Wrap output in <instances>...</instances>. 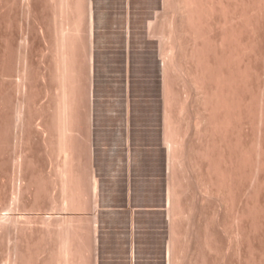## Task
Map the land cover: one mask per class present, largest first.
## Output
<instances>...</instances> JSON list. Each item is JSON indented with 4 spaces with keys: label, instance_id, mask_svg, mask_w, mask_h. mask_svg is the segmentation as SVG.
<instances>
[{
    "label": "rangeland",
    "instance_id": "rangeland-1",
    "mask_svg": "<svg viewBox=\"0 0 264 264\" xmlns=\"http://www.w3.org/2000/svg\"><path fill=\"white\" fill-rule=\"evenodd\" d=\"M129 1L114 28L120 135H104L124 157L126 192L112 204L94 162L108 147L93 142L94 101L106 99L94 91V0H0V264H101L99 214L113 209L128 215L125 264L137 260L135 216L153 209L164 214L163 264H264V0H157L137 29ZM134 30L158 64L159 208L130 203ZM117 156L104 155V171ZM139 161L143 174L157 166L156 155Z\"/></svg>",
    "mask_w": 264,
    "mask_h": 264
},
{
    "label": "water",
    "instance_id": "water-1",
    "mask_svg": "<svg viewBox=\"0 0 264 264\" xmlns=\"http://www.w3.org/2000/svg\"><path fill=\"white\" fill-rule=\"evenodd\" d=\"M157 0H130L131 7L139 8L131 18L133 28H139L148 14V9L153 8ZM94 91L97 98L94 101V125L93 142L95 145H107V148L95 147L94 162L97 173L101 176V198H109V202L116 204L119 198L125 195L126 185L122 179L124 168L121 162L124 160L118 145L119 140L108 142L105 134L114 130L119 134L120 101L118 96L121 92L119 74L122 72V55L116 49L121 43V35L114 28L121 24L118 8L120 0H110L104 3L102 0H94ZM102 29V30H98ZM132 44L143 49L129 52V75L134 77L130 84V95L135 97L131 102L130 124L133 129L130 134L131 145V197L132 205H147L159 208L164 202V188L158 176L165 172L164 151L153 147L159 141V134L155 128L158 121V103L156 96L159 88L155 76L158 72V64L148 42L143 40L139 30L132 31ZM131 46V45H130ZM149 58V61L146 59ZM148 66V68L146 67ZM145 67L147 68L145 71ZM150 107H154V120L145 122L142 117ZM115 112V113H112ZM151 134L150 136L148 134ZM120 135V134H119ZM150 146V147H146ZM106 153H116L118 156L114 162L112 171H104L102 159ZM157 156L154 169L142 173L140 168V156ZM142 173V174H141ZM114 181H119L120 186L113 188ZM142 183L148 187V195H138L136 186ZM114 206V205H113ZM116 206V205H115ZM115 217H120L114 219ZM99 222L106 229L99 236V255L103 259L101 264H125L122 260L126 253V236L124 228L128 222L127 212L113 209L99 214ZM164 222V214L158 209L141 212L135 216V264H163L159 259L163 256V236L160 227Z\"/></svg>",
    "mask_w": 264,
    "mask_h": 264
},
{
    "label": "bare ground",
    "instance_id": "bare-ground-1",
    "mask_svg": "<svg viewBox=\"0 0 264 264\" xmlns=\"http://www.w3.org/2000/svg\"><path fill=\"white\" fill-rule=\"evenodd\" d=\"M246 104H247V103H246ZM245 106H246V105H245ZM249 106H250V105H249ZM251 107H252V106H251ZM248 108H249V107H248ZM251 109H252V108H251ZM249 110H250V109H249ZM251 112H252V110H251ZM251 118H252V117H251ZM66 122H67V121H66ZM62 123H63V122H62ZM253 123H254V122H253ZM66 125H67V124H66ZM66 125L64 124V126H63V127H64V131L62 130V131H63V135H64V133L66 134V131H67V130H66ZM251 126H252V125H251ZM254 126H255V125H254ZM254 126H253V127H254ZM62 129H63V128H62ZM255 131H256V130H255ZM253 134H254V133H253ZM63 138H64V137H63ZM255 141H256V140H255ZM253 142H254V141H253ZM63 144H64V143H63ZM252 144H254V143H252ZM255 145H256V144H254V146H255ZM65 146H66V144H65ZM249 146H250V145H249ZM62 147H64V146H62ZM248 148H249V147H248ZM251 148H252V147H251ZM254 148H255V147H254ZM245 149H246V147H245ZM256 149H257V148H256ZM257 150H258V149H257ZM261 150H262V149H261ZM261 150H260V151H261ZM249 151H250V150H249ZM252 153H255V152H252ZM256 153H257V152H256ZM258 153H259V152H258ZM258 156H259V155H258ZM260 156H261V154H260ZM251 157H252V156H251ZM256 157H257V155H256ZM254 158H255V157H254ZM245 159H246V158H245ZM245 159H244V160H245ZM248 160H249V159H248ZM258 160H259V159H258ZM254 161H256V160H254ZM250 162H251V161H250ZM245 163H246V162H245ZM255 163H256V162H255ZM255 163L253 164L254 166H255ZM251 166H252V165H251ZM254 166H253V167H254ZM257 166H258V165H257ZM248 167H249V165H248ZM254 168H255V167H254ZM240 169H241V168H240ZM252 169H253V168H252ZM252 171H253V170H252ZM258 171H259V170H258ZM255 172H256V171H255ZM251 173H252V172H251V170H250V174H251ZM250 174H248V175H250ZM242 175H243V173H242ZM245 175H246V174H245ZM248 175H247V176H248ZM245 177H246V176H245ZM249 177H250V176H249ZM230 179H231V177H230ZM259 188H260V187H259ZM256 191H257V190H256ZM251 193H252V192H251ZM251 200H252V199H251ZM247 203H249V202H247ZM250 205H251V204H250ZM253 208H254V207H253ZM258 208H259V206H258ZM251 210H252V208H251ZM257 212H258V210H257ZM247 213H248V212H247ZM248 214H249V213H248ZM258 215H259V214H258ZM242 216H243V215H242ZM260 217H261V216H260ZM240 218H241V217H240ZM232 219H233V218H232ZM250 219H251V218H250ZM234 220H235V219H234ZM262 221H263V220H262ZM232 223H233V222H232ZM256 223H257V222H256ZM256 223H255V224H256ZM249 225H250V224H249ZM252 225H253V224H252ZM229 226H230V225H229ZM231 226H232V225H231ZM250 227H251V226H250ZM231 228H233V227H231ZM251 228H252V227H251ZM258 228H259V227H258ZM254 229H255V228H254ZM259 229H260V228H259ZM253 231H254V230H253ZM231 232H232V230H231ZM233 232H234V231H233ZM233 232H232V234H231L232 236H234V235H233ZM257 232H258V231H257ZM235 233H236V232H235ZM258 234H259V233H258ZM258 236H259V235H258ZM261 239H262V238H261ZM233 240H234V239H233ZM231 243H232V242H231ZM258 257L260 258V256H258ZM262 257H263V256H262ZM262 257L260 258V260H261L262 262H261V261H257L258 263H259V262H261V263L264 262V257H263V258H262ZM257 259H258V258H257ZM259 264H260V263H259Z\"/></svg>",
    "mask_w": 264,
    "mask_h": 264
}]
</instances>
